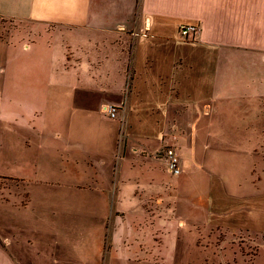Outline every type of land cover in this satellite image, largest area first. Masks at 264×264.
<instances>
[{"label": "rangeland", "instance_id": "1", "mask_svg": "<svg viewBox=\"0 0 264 264\" xmlns=\"http://www.w3.org/2000/svg\"><path fill=\"white\" fill-rule=\"evenodd\" d=\"M182 27L181 38L193 40L197 33L183 37ZM86 32L58 26L43 130L0 121V234L17 241V258L22 264H264V130L241 123L239 133L203 136L199 128L195 148L188 142L196 164L180 165L171 131L159 139L138 134L125 119V97L117 106L76 87L90 78L80 63L112 64L114 89L127 81L120 39L111 54L104 44L92 46ZM133 49L129 43L124 94L133 90ZM107 106L119 107L115 119L104 113ZM169 150L178 176L170 173ZM217 189L237 198L238 226L218 223ZM50 225H60L65 242H76L75 254H55L59 263L43 248Z\"/></svg>", "mask_w": 264, "mask_h": 264}, {"label": "crops", "instance_id": "2", "mask_svg": "<svg viewBox=\"0 0 264 264\" xmlns=\"http://www.w3.org/2000/svg\"><path fill=\"white\" fill-rule=\"evenodd\" d=\"M59 25L87 31L92 46L104 44L111 54L113 40L120 39L126 85L116 82L114 89L113 65L98 62L80 63L90 78L76 87L89 88L87 97L99 93L100 102L119 106L126 99L125 119L138 134L159 139L171 131L180 165L196 164L199 128L203 136L239 133L241 123L264 130V0H0V121L43 130ZM182 26L198 28L193 40L181 38ZM129 43L133 90L124 94ZM92 69L104 72L98 77ZM217 190L218 223L238 226L237 198ZM58 226H49L43 246L55 263L63 261L58 252H76L75 230L67 243ZM18 253L17 241L0 234V264H22Z\"/></svg>", "mask_w": 264, "mask_h": 264}, {"label": "built area", "instance_id": "3", "mask_svg": "<svg viewBox=\"0 0 264 264\" xmlns=\"http://www.w3.org/2000/svg\"><path fill=\"white\" fill-rule=\"evenodd\" d=\"M198 33V28L194 26H183L181 28V35L183 37L193 36ZM104 113L109 116V118L115 119L120 111L119 107L107 106L104 108ZM167 161L170 173L174 176H178L181 173L178 159L176 158L173 150L167 152Z\"/></svg>", "mask_w": 264, "mask_h": 264}]
</instances>
